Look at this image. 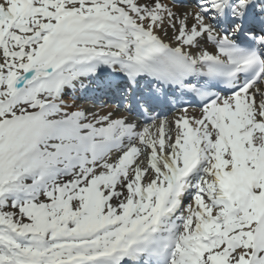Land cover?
<instances>
[{"label":"snow or ice","instance_id":"obj_1","mask_svg":"<svg viewBox=\"0 0 264 264\" xmlns=\"http://www.w3.org/2000/svg\"><path fill=\"white\" fill-rule=\"evenodd\" d=\"M0 264H264V0H0Z\"/></svg>","mask_w":264,"mask_h":264}]
</instances>
